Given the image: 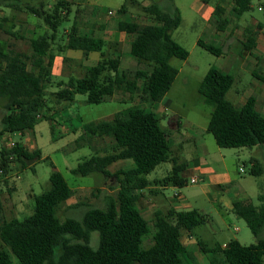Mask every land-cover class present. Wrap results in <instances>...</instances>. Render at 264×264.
Instances as JSON below:
<instances>
[{"label": "trees", "instance_id": "16d2710c", "mask_svg": "<svg viewBox=\"0 0 264 264\" xmlns=\"http://www.w3.org/2000/svg\"><path fill=\"white\" fill-rule=\"evenodd\" d=\"M209 3L210 0H203ZM233 4L230 15L221 2L215 5V21L218 30L225 29L233 18L252 9L253 0H230ZM125 0L121 11H126ZM0 5L19 11L29 12L43 19L48 30L31 39V52L13 50L0 39V98H5L1 118V136L6 132L24 134L48 116H41L43 110H50L51 104H71L75 95L86 94L87 102L99 104L106 97L117 93L131 96L140 90V98L153 105L160 102L176 80L179 70L170 60L173 57L185 60L189 51L173 38L182 16L178 8L169 11L153 2L142 6L152 20L140 23L132 20L118 22V30L132 35L130 55L147 67L135 70L121 69L120 56L102 57L96 65L88 66L82 77L70 76L68 81L57 82L58 90L48 91L52 84L51 68L47 58L60 36V27L67 21L73 2L57 0L46 8L44 0L37 4L23 0H0ZM9 18L0 14V31L19 34L5 29ZM105 40L86 33H79L75 23L67 32L65 43H58L59 51L80 50L85 59L92 52H103ZM199 46L215 55L222 48L198 40ZM256 46V40L248 34L243 43L244 51ZM254 75H258L256 72ZM264 79L262 76H258ZM141 81V87L139 82ZM236 82L232 73L218 67H210L203 77L198 91L205 103L211 105L212 112L207 129L214 136L218 146L234 148L262 145L264 143V115L256 108V99L249 97L243 105H236L227 98L228 91ZM109 138V148H97L94 139ZM78 147L88 145L93 154L83 159L76 168L75 175L87 176L94 172L104 177L118 179L116 196L108 195L105 205L78 203L85 210L80 218L61 219L58 210L63 202L74 195L64 175L54 170L50 175L51 187L35 195L33 211L23 219L2 216L0 204V264H186L192 258L182 242L184 230L192 229L208 221L207 214L198 210L168 212L157 211L151 232L150 222L142 215L136 204L141 190L148 187L150 174L159 164L173 162L172 172L161 179L162 185L184 186L187 179L183 172L186 165L172 156L168 130L162 126L161 118L141 104H131L117 111L110 119H99L82 124V133L76 138ZM41 160V151L29 150L17 141L13 148L0 149V176L6 177L12 164L27 168ZM130 160L132 166L111 172L109 167L118 161ZM249 173L260 176L264 173L261 163L251 166ZM260 203L235 202L234 211L243 217L256 237L255 243L244 245L237 239L230 240L227 247L220 244L209 246L199 240L201 250L209 257L211 264H264V193L258 196ZM99 233V244L91 245L92 233ZM152 236L151 245L144 247V239Z\"/></svg>", "mask_w": 264, "mask_h": 264}, {"label": "rangeland", "instance_id": "374dc122", "mask_svg": "<svg viewBox=\"0 0 264 264\" xmlns=\"http://www.w3.org/2000/svg\"><path fill=\"white\" fill-rule=\"evenodd\" d=\"M23 1L37 4L40 0ZM56 1L44 0L46 8H50ZM70 1L73 2V5L68 15L69 19L60 27L58 41L53 45L52 52L46 60L53 76V82L49 85L48 91L58 90L57 82L61 80L67 82L70 76L82 77L86 68L89 65H93L92 63L99 61L102 57L120 56L121 69L124 70L147 67L130 55L131 37L126 33L121 34L117 26L120 20L151 23L152 20L143 11L142 6L153 2L158 3L169 11H173L175 8L179 9L182 22L173 31L172 35L177 42L189 51L190 55L185 60L176 57L171 58L170 63L179 70V74L160 104L151 105L141 100L140 90L133 96L129 93H117L113 97H106L105 101L99 104L88 103L87 95L78 93L71 104L64 106L50 103L52 108L41 112V116L46 115L48 118L40 120L33 130L24 134L13 133L12 137L16 142L25 143L29 148H38L41 151V160L35 161L27 168L20 167L18 163H13L12 170L6 177L7 182L0 176L2 216L5 219L13 217L23 219L31 214L35 205L33 196L41 194L51 187L50 175L54 170L60 171L74 189V195L63 202L58 210V215L62 220L66 217L80 218L83 215L85 207H76L78 203L104 206L105 198L108 195L116 196L119 184L118 179L115 176L104 177L98 172L87 176L72 173V169L76 168L79 162L93 154V150L88 145L79 148L76 138L82 133L83 123L92 120L110 119L122 107H127L131 104H141L143 107L153 110L161 118L162 126L168 130L170 135H172L171 132H174L172 130L174 128L172 126L174 122L173 116L177 114L181 116L180 131L182 134L197 136L205 141L206 152L201 147L197 150H191L190 147L194 148L192 141V144L190 142L184 143L182 145L184 151L179 154L182 160H190L194 153L196 155L206 153L208 163L215 167L217 171L228 172L232 177L236 178L232 184L227 185L230 188L227 191L230 196L223 193L227 189L225 186L224 189L218 187L215 189L208 178L197 184H191L189 180L192 176L191 171L183 174L189 181L182 188H178L172 183L167 188H164L161 183L152 182L151 188L159 190V192L153 193L150 189L147 193L153 197L157 207L166 212L170 206L167 197L169 199H177L176 194L181 192L182 199L177 202L180 209L198 208L207 214L208 217L207 222L192 229L195 238L204 240L210 246L218 243H229L233 239H237L244 245L255 243L257 239L246 220L236 214L234 205H228L226 201L222 200V197L226 199L231 197L232 199L252 202L258 205L260 203L258 196L264 193V173L260 176H254L249 173L251 168L250 156L254 153L252 150L254 147H220L217 145L214 136L207 131L213 107L205 103L198 88L209 68L212 66L219 67L223 62L217 55L202 48L197 43L200 37L205 38L208 26L200 9L195 5V0H138L139 4L128 2L126 11H121L120 9L125 0H90V3L96 5L97 8L88 4L87 0ZM219 2L225 7L226 15L231 17L232 2L230 0H210L211 5ZM262 3H264V0H253L252 9L245 12L239 19L233 18L231 24L229 23L228 25L234 26L237 29L236 33L241 35V32H244L240 31L243 30L241 27L249 26L253 22V18L264 20V11L258 9ZM0 13L9 18V21L5 24V29L19 34V36H15L12 33L0 31V39L6 41L13 50L29 54L31 52V39L48 30L42 18L29 12L15 11V9L0 5ZM73 23L83 31L103 35L106 41L103 52H92L90 59L87 60L80 50L59 51L57 44L66 42L67 32ZM100 23H103L101 28ZM237 34L234 35V38H231L232 47L227 55V58H230L232 63L236 60V57H239L238 52L242 49V44L237 40ZM240 37H243V34ZM242 52L244 54L247 53L244 50ZM242 57L245 58V56ZM86 62H88V65H86ZM224 63L227 65L228 62ZM262 64V62L258 64L256 68L258 72L262 71V67H264V64ZM2 67L3 64L0 65V68ZM229 71L235 75L236 82L228 91L227 98L236 105H243V93H237V89L247 90V86L251 82L256 81V77L250 69L248 70V67L243 68L239 65L230 68ZM237 78L238 80L240 78V81H237ZM139 85L141 87V81ZM5 102V98H0V129L2 127L1 118ZM109 140V138L104 140L98 138L94 139L93 142L97 148H109ZM171 143L173 154L178 155L179 150L174 146V142ZM260 161L264 168V159H260ZM130 166L131 161L124 160L114 163L109 169L111 172H116L119 169H128ZM241 168L244 169V172L239 170ZM172 169V161L162 162L148 174V179H161L170 174ZM195 176L199 178L198 174H195ZM204 188L208 190L205 191ZM144 200L142 198L139 201L138 205L141 209L146 208ZM148 218L151 232L154 233V214L149 213ZM183 235L185 239L189 237L187 232H184ZM261 237L264 238V227L261 231ZM151 241L152 236L149 234L144 239L143 246H150ZM0 244H2L1 238ZM98 244L99 233L93 232L91 245L96 248ZM12 258L18 264L16 256L12 254ZM186 264L193 263L186 259ZM199 264L204 263L199 262Z\"/></svg>", "mask_w": 264, "mask_h": 264}, {"label": "crops", "instance_id": "0c3cea01", "mask_svg": "<svg viewBox=\"0 0 264 264\" xmlns=\"http://www.w3.org/2000/svg\"><path fill=\"white\" fill-rule=\"evenodd\" d=\"M87 1H88V4L92 5L93 7H96V5H93L90 3V0H87ZM194 3H195V5H197V8L200 9V12H201L202 16L204 17L206 24L208 26L207 32L205 33V38L203 39V37H200L199 39L203 40L207 44H212L216 47L222 48L221 54H219L217 56L223 63L218 68L225 71V72L231 73L229 71L230 68H233V67H236L239 65L240 67H243V68L248 67V70L250 69V71L253 73V75L255 72L258 74V75H254L256 77V81L251 82L247 86V90L245 89L243 91L240 88H238L237 93H239V94L243 93V100H244L243 102L244 103L247 101V99L249 97H254L256 99L257 110H259L264 115V79H261L260 77H258V76H262L264 78V74H263L264 67H262V71H260V72H258L256 70V68L260 62H262L264 64V20H258L256 18H253V22L249 26L243 27V28L241 27V29H243V30H240V31H244V32H241L243 34V37H240L242 34L241 35L237 34L236 33L237 29H235L234 26L226 25L225 29H223L222 31L218 30L217 22L215 21L216 15L214 14L216 4L211 5L210 2L206 3L203 0H195ZM259 7L264 8V3H262ZM259 7H258V9H259ZM15 11H19V10H15ZM260 11H262V10H260ZM263 11H264V9H263ZM101 24H103V23L99 24L100 28L102 27ZM230 24H231V22H230ZM77 30L79 33H86L89 35H93L95 37H101L105 40V37L103 35L95 34L94 32L89 33L90 31H87V32L83 31L81 28L79 29L78 26H77ZM120 33L122 34V33H126V32L120 31ZM126 34H128L132 40V35L129 33H126ZM236 34L238 35L237 40L242 44V49H240L238 52L239 57H236L235 58L236 60L232 63V62H230V58H227L228 57L227 55L230 52L229 49L232 47V45H231L232 43L230 42L232 40L231 38H234L235 37L234 35H236ZM248 34H250L252 37L255 38L256 46L254 48H252L250 51H246L247 53L244 54L242 52V50H244L243 49V43L247 41ZM198 40H197V43H198ZM242 56H245V58H243ZM240 57H242V58H240ZM89 59L90 58H88L87 60H89ZM227 59H228V61H227ZM97 62L92 63V64L96 65ZM224 62H226V63L228 62L227 65H225ZM86 65H88V62H86ZM93 65H91V66H93ZM226 68H229V69H226ZM237 81H240V78H239V80L237 78ZM160 103H161V101L158 102V104H160ZM123 108H125V107H122L119 110H121ZM173 117H174V122H173L172 126L174 128L172 130H174V132H171L172 135H170V133L168 132V138H169L170 145H171L172 156L176 157L180 163H183L186 165V169L183 172V174L187 173V171H191L192 176H195V174H198L201 181L208 178L210 181V184L213 185L215 189H217V187L220 189H224L226 187L227 189H225L223 191V193H225L227 196H230V194L227 193V191L230 190V188L227 185L232 184L234 182V180H236V178L232 177V175L228 172L217 171L215 169V167H213L212 165H210V163H208V161L206 159V153H204L202 155H196L194 153V154H192V157L190 160H188V159L182 160L181 159V155H179V154L181 151H184V148L182 146L184 143H186V142L191 143V141H192L194 148L190 147L191 150H197L199 147H201V148H203L204 152L207 151L206 150V143L204 140L199 139L197 136L182 134L180 131V124H181L180 118H181V116L174 114ZM207 131H208V129H207ZM171 142H174V146H176L177 149L179 150L178 155L173 154V149H172L173 146H172ZM178 142H180V144H178ZM24 145L26 146L25 143H24ZM26 147L31 151L36 149L34 147H32V148L31 147L29 148L28 146H26ZM190 149H188V150H190ZM254 149H252L254 151L253 155L250 156L251 166L256 164V163H262L260 161V159L261 160L264 159V143L262 145L254 146ZM131 166H132V163H131ZM239 170L244 172L243 168H241ZM185 178L187 179V177H185ZM156 180L157 179L150 180L151 181L150 185L152 184V182L156 183ZM150 185L148 187L144 188L143 190H141V196H140L139 200L137 201L136 206H138L139 211L142 213V215L148 221H149L148 214L149 213L154 214V218H153V222H154L156 212L162 211V210L157 207L156 202L153 199V197L147 193V191L150 189H151V192H153V193L159 192V190L152 189ZM169 185H164L162 187L167 188ZM175 186L178 188L183 187V186L180 187L177 185H175ZM204 189H205V191L208 190L207 188H204ZM178 194L179 195H176L178 197L177 199L176 198L169 199L167 197V201H168V204L170 206L166 212H168L171 208L178 210V211H185L186 210V209H180V207L177 205L178 200L182 199L181 192H178ZM35 195L33 197H35ZM142 198L145 199L144 201H145L146 208H144V209H141L138 205L139 201ZM222 200L226 201V203L228 205H231V206L234 205L235 202H238V201L244 202L242 200L232 199L231 197H229V199L222 197ZM179 203H180V201H179ZM192 209H198V208H192ZM192 209H188V210H192ZM198 210H200V209H198ZM166 212H163V213H166ZM184 232H187L189 234V237L188 238L186 237V239H185L184 235H182V242L186 246L188 252L192 255V258H193V259H191V258H186V259L190 263L192 262L193 264H197L198 260H199L198 264H199V262H203L204 264H211L208 255L201 250V248L198 244L199 239L195 238L193 233L188 231V230H184L183 234H184ZM220 245L222 246V248H224V247L228 246V243H223Z\"/></svg>", "mask_w": 264, "mask_h": 264}, {"label": "built area", "instance_id": "2783aa9c", "mask_svg": "<svg viewBox=\"0 0 264 264\" xmlns=\"http://www.w3.org/2000/svg\"><path fill=\"white\" fill-rule=\"evenodd\" d=\"M259 9L263 10L264 8L263 7H259ZM110 13H112V12H110ZM12 134L13 133H11V132H6V133H4L1 136L0 149L2 147L9 149V148H13L16 145V141L13 140ZM189 180H190L191 184H195V183L197 184V183H199L201 181V179L198 178L197 176H191ZM189 180H187V183H188ZM176 195H179V194L177 193Z\"/></svg>", "mask_w": 264, "mask_h": 264}]
</instances>
